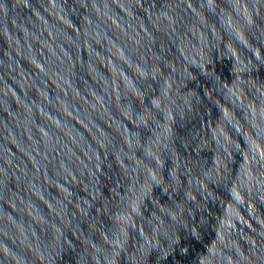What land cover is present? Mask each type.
<instances>
[{
  "label": "water",
  "instance_id": "95a60500",
  "mask_svg": "<svg viewBox=\"0 0 264 264\" xmlns=\"http://www.w3.org/2000/svg\"><path fill=\"white\" fill-rule=\"evenodd\" d=\"M0 264H264V0H0Z\"/></svg>",
  "mask_w": 264,
  "mask_h": 264
}]
</instances>
